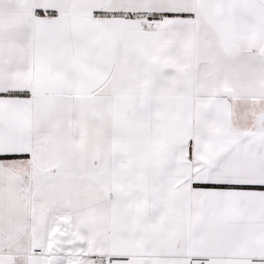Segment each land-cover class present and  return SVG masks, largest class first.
<instances>
[{"label": "snow or ice", "instance_id": "6c2138e0", "mask_svg": "<svg viewBox=\"0 0 264 264\" xmlns=\"http://www.w3.org/2000/svg\"><path fill=\"white\" fill-rule=\"evenodd\" d=\"M0 264H264V0H0Z\"/></svg>", "mask_w": 264, "mask_h": 264}]
</instances>
